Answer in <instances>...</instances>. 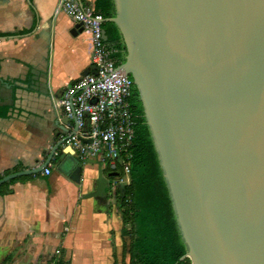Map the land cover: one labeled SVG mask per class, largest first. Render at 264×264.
Returning a JSON list of instances; mask_svg holds the SVG:
<instances>
[{
	"label": "water",
	"instance_id": "95a60500",
	"mask_svg": "<svg viewBox=\"0 0 264 264\" xmlns=\"http://www.w3.org/2000/svg\"><path fill=\"white\" fill-rule=\"evenodd\" d=\"M191 264H264V0H114ZM0 178V187L44 171ZM80 141L91 144L92 141ZM98 171L104 198L109 179ZM127 236V234L125 233Z\"/></svg>",
	"mask_w": 264,
	"mask_h": 264
},
{
	"label": "crops",
	"instance_id": "0c3cea01",
	"mask_svg": "<svg viewBox=\"0 0 264 264\" xmlns=\"http://www.w3.org/2000/svg\"><path fill=\"white\" fill-rule=\"evenodd\" d=\"M60 1L0 0V178L39 168L74 132L59 98L91 73V34ZM74 1L92 8L95 0ZM79 158L65 142L49 176H28L0 196V264H48L58 251L69 264H121L129 240L118 203L110 188L90 197L98 171L106 176L102 153Z\"/></svg>",
	"mask_w": 264,
	"mask_h": 264
},
{
	"label": "trees",
	"instance_id": "16d2710c",
	"mask_svg": "<svg viewBox=\"0 0 264 264\" xmlns=\"http://www.w3.org/2000/svg\"><path fill=\"white\" fill-rule=\"evenodd\" d=\"M92 9L103 20L112 19L116 15L114 0H95ZM102 29L114 52L112 59L116 65H122L126 50L119 31L111 23H103ZM128 105L133 119V138L128 149L131 155L129 184L119 187L113 194L120 209L122 224L128 228L129 242L128 246H124L128 264H191L185 257L187 248L176 224L172 200L134 86L130 90ZM4 113L5 109H0V117ZM104 173L108 174L107 169ZM30 178H19L1 186L0 196L10 194L9 187L15 182H24ZM112 180L109 179V182ZM48 264L69 262L58 251Z\"/></svg>",
	"mask_w": 264,
	"mask_h": 264
},
{
	"label": "built area",
	"instance_id": "2783aa9c",
	"mask_svg": "<svg viewBox=\"0 0 264 264\" xmlns=\"http://www.w3.org/2000/svg\"><path fill=\"white\" fill-rule=\"evenodd\" d=\"M60 9L74 25L90 32L92 45L91 73L68 86L59 98L64 114L77 124L69 142L79 151L80 160L87 153H102L107 173L118 174L112 181L119 186L128 185L131 160L128 149L133 138L128 98L132 81L112 59L114 52L106 41L103 19L91 7L74 0H61ZM80 139L92 143L84 144ZM43 174L49 176V169L45 168ZM111 185L109 182L108 188ZM110 189L113 195L115 190Z\"/></svg>",
	"mask_w": 264,
	"mask_h": 264
},
{
	"label": "rangeland",
	"instance_id": "374dc122",
	"mask_svg": "<svg viewBox=\"0 0 264 264\" xmlns=\"http://www.w3.org/2000/svg\"><path fill=\"white\" fill-rule=\"evenodd\" d=\"M111 183H112V185H111ZM110 185H111L110 188H114V190H118L119 187H121L118 184H116L115 181H110ZM128 262H129V260H128V256L126 254V257L123 258V260L121 261V264H128ZM77 264H82V263H80V261L78 260Z\"/></svg>",
	"mask_w": 264,
	"mask_h": 264
}]
</instances>
